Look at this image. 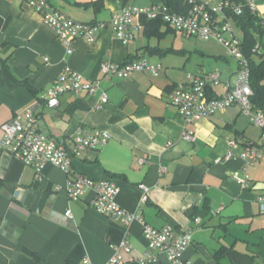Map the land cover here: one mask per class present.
Segmentation results:
<instances>
[{
    "label": "crops",
    "instance_id": "1",
    "mask_svg": "<svg viewBox=\"0 0 264 264\" xmlns=\"http://www.w3.org/2000/svg\"><path fill=\"white\" fill-rule=\"evenodd\" d=\"M50 1L84 22L109 20L126 4L162 3ZM255 2L264 23V0ZM144 20V16L134 17L133 38L127 43L105 29L94 43L83 37L74 39L73 53L68 54L66 45L29 4L0 0V126L32 107L39 114L40 128L67 145L80 129L109 131L106 145L72 156V169L95 179L116 180L121 186L118 203L141 213V220L124 227L92 206L90 189L80 199L69 198L64 191L69 174L59 166L47 163L37 178L32 166L0 144V177L4 180L0 264H81L85 256L93 264H110L115 246L122 240L132 246L123 264H169L164 254L158 260H140L146 248L144 223L158 228L172 224L190 232L192 242L184 255L188 264H264V211L257 201L258 195H264V156L253 165H246L241 157L247 144L261 141L260 128L233 104L211 118L193 122L190 126L197 139L189 141L183 137V117L169 97L188 73L213 70H219L221 76L229 73L213 89L215 95L224 93L228 83H235L238 61L231 63L225 54L211 53L210 69L205 68L207 60L201 59L194 70H186L189 57L169 56L187 51L174 47L176 37L171 46L161 43L178 31L162 23L147 32ZM234 21L237 32H242ZM260 42L262 49L264 25ZM140 58L161 63L163 69L157 75L143 70L109 78L102 71L105 62ZM65 68L81 73L84 79L100 80V90L94 95L66 92L59 96L57 106L49 107L45 93ZM102 90L108 97L97 107ZM1 136L0 128V140ZM228 140H235L236 146L230 147ZM229 151L233 156L227 159ZM244 167L251 181L247 188L236 179L244 175ZM142 185L147 188L145 201ZM68 210L72 217L66 215Z\"/></svg>",
    "mask_w": 264,
    "mask_h": 264
},
{
    "label": "built area",
    "instance_id": "2",
    "mask_svg": "<svg viewBox=\"0 0 264 264\" xmlns=\"http://www.w3.org/2000/svg\"><path fill=\"white\" fill-rule=\"evenodd\" d=\"M29 4L41 16L54 32L57 39L67 47V53H73V41L83 37L89 43H94L101 32L111 29L117 37L127 43L133 38V19L135 16L147 18H162L166 23L184 34L202 39H214L223 44L228 53L237 59L238 70L235 83L227 84V90L220 94H213V89L221 82V72L213 70L203 73H188L185 81L176 84L170 93V101L179 109L183 117V137L195 141L197 135L190 126L193 122L203 118H211L217 111H224L229 106L237 104L249 116L250 121L261 128L259 144H247L241 157L246 165H253L264 156V111L254 107L251 102L253 89L250 84L249 59L242 47V38L236 30L234 17L242 15L246 8L256 12L255 0H185L188 4L186 11H176L164 3H155L148 6L126 4L109 20L79 21L57 7L50 0H21ZM259 50V45L256 46ZM163 69L161 63H150L146 58L126 60L122 63L105 62L102 71L106 78L112 74L119 77H128L135 71L149 70L157 75ZM100 80L84 79L81 73L69 68L63 69L52 81L45 93V102L49 107L59 104V96L66 92L94 95L100 90ZM105 90L101 91L100 103L107 99ZM2 136L0 144L3 149L13 156L20 158L30 165L40 177L44 166L53 163L69 174V180L64 187L68 197L80 199L87 189L93 191L92 206L101 214L124 227L134 221L141 220V213L131 212L122 207L117 201L121 186L116 180L108 177L95 179L72 169V156L79 155L89 149H99L106 145L111 133L105 129L93 128L78 130L70 136V144L57 140L45 133L39 125V114L32 107H28L23 114H16L0 126ZM230 147H235V140H228ZM229 151L225 158H231ZM143 161V159H141ZM164 171V169H161ZM243 188L251 183L250 176L244 167V175L236 177ZM144 194L142 200L147 199V188L142 185ZM257 201L261 211H264V195H258ZM72 217L70 210L66 212ZM199 221L200 218H197ZM143 235L146 248L140 260L149 262L158 260L164 254L169 264H188L185 251L192 242L190 232L182 231L172 224L155 227L144 223ZM132 253L131 244L122 240L115 246V253L110 264H123L126 255ZM81 264H93L89 256L83 257Z\"/></svg>",
    "mask_w": 264,
    "mask_h": 264
},
{
    "label": "trees",
    "instance_id": "3",
    "mask_svg": "<svg viewBox=\"0 0 264 264\" xmlns=\"http://www.w3.org/2000/svg\"><path fill=\"white\" fill-rule=\"evenodd\" d=\"M128 0H124L127 3ZM240 1V0H237ZM162 3L168 5L176 11H186L188 4L185 0H161ZM145 17V16H144ZM235 20L243 32L242 47L245 55L249 59L250 68V84L253 89L251 102L254 107L264 111V46L262 49L256 50L257 44L261 48L260 36L263 29V20L258 16L257 12H253L246 8L242 15H236ZM146 31L149 32L153 27L166 23L162 18H147ZM3 65L7 68V63L3 59ZM4 185L3 178L0 177V193Z\"/></svg>",
    "mask_w": 264,
    "mask_h": 264
},
{
    "label": "rangeland",
    "instance_id": "4",
    "mask_svg": "<svg viewBox=\"0 0 264 264\" xmlns=\"http://www.w3.org/2000/svg\"><path fill=\"white\" fill-rule=\"evenodd\" d=\"M154 1H158V0H154ZM155 3H159V2H155ZM238 34L240 36H243V33L240 30H238ZM172 37H176L174 44H173L174 47L185 48V50H187V51H186L185 55L170 54L169 56H171L172 58L174 57L175 59H181L182 56H184V59L189 57L188 59H186V61H187L186 62V70H189V71L194 70L195 63L200 61L201 59L207 60V62H205V68L210 69L211 68L210 64H212L214 61L213 57L208 55L211 53H215V54L223 53L227 56V58L229 59V61L231 63H234L235 60L237 61L236 58H234L233 56H231L228 53L226 47L223 44H221L220 42H218L217 40L202 39V38H196L193 36H187V34L184 35L180 31H178L176 36H174V34L168 35L167 39L161 41L162 45H164L165 47L171 46L172 45V39H173ZM151 39L153 42H157L156 38H151ZM202 52H206V55H204V53H202ZM226 74H227L226 72L225 73L223 72L221 78L222 79L225 78ZM252 126L257 128L253 124H252ZM260 130H261V128H260Z\"/></svg>",
    "mask_w": 264,
    "mask_h": 264
}]
</instances>
